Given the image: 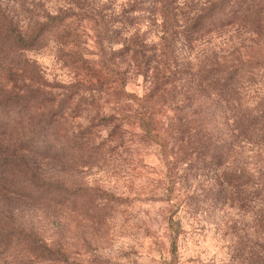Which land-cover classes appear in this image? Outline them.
<instances>
[{"label": "rangeland", "instance_id": "374dc122", "mask_svg": "<svg viewBox=\"0 0 264 264\" xmlns=\"http://www.w3.org/2000/svg\"><path fill=\"white\" fill-rule=\"evenodd\" d=\"M98 1L115 12L125 2ZM54 5L0 0V9L20 26L35 19L40 6L53 10ZM169 8L175 33L174 51L166 59L172 99L160 108L158 127L169 135L172 157L181 158L175 185H166L157 151L141 139L127 105L87 107L72 119L70 134L94 124L91 165L61 154L43 158L23 151L30 175L19 174L26 186L41 180L81 188L75 209L43 197L0 194V208H12L17 224L37 232L61 258L36 253L26 244L29 239L14 233L0 245V264H264V0H173ZM197 18L199 29L192 27ZM154 20L148 55L151 65L164 66L160 12ZM80 24L81 55L91 59V25ZM57 49L54 42L24 53L13 46L0 49V96L19 89L29 94L36 82L54 94L63 92L79 75L58 59ZM202 74L219 78L223 88L233 84L236 108L200 93ZM129 80V89L140 92L141 77ZM10 118H16V110ZM26 119L14 129V138L28 133ZM197 138L208 148L197 147ZM9 142L14 149L16 142ZM87 199L97 204V222L87 218ZM169 218L181 227L175 252Z\"/></svg>", "mask_w": 264, "mask_h": 264}, {"label": "trees", "instance_id": "16d2710c", "mask_svg": "<svg viewBox=\"0 0 264 264\" xmlns=\"http://www.w3.org/2000/svg\"><path fill=\"white\" fill-rule=\"evenodd\" d=\"M40 1H52L55 8L48 10L40 6L42 9L35 19H28L22 26L15 24L0 9V49L13 46L24 53L27 50H41L54 42L58 47V59L79 78L58 94L40 87L39 82L35 81L37 87L29 94L19 89L15 94L0 96V194L43 197L52 199L56 205L66 204L69 210L75 209L81 188L69 189L58 181L56 184L33 180L28 186L23 183L25 177H21L20 172L30 173L26 172L27 163L22 153L32 152L43 158L61 154L70 156L82 166L91 165L95 157V147L91 143L94 124L71 134L70 131L73 128L72 119L80 117L81 110L92 106L98 109L101 103L125 104L132 110L129 119L140 130L141 139L156 149L163 179L171 189L175 185V167L181 158H173L170 154V138L158 127V115L160 108L172 99L167 90L173 82L172 73L166 59H170L174 51L175 33L170 26L169 8L173 0H125L118 12L108 3L100 5L98 0ZM157 12H160L165 25L161 37L163 46L160 47L165 55L164 66L151 65L152 56L148 55L149 49L154 47L147 40L148 28L155 24ZM81 21L91 25V59H84L79 48ZM199 23L200 19L197 18L192 27H197ZM143 24L145 30L141 31ZM186 31L184 39L189 41L192 35L188 28ZM130 75L141 77L144 81L140 92L129 89ZM35 76L39 77L37 68ZM198 81L200 93L209 92L216 103H232V109L236 108L234 99L237 90L233 84L223 88L219 78H210L206 74L198 76ZM14 110L16 118L11 119ZM23 117L30 122L29 131L14 138L13 131L23 124ZM182 125L179 123L176 126L177 131L182 130ZM200 139L197 138L194 144L201 149L208 148L207 145L202 146ZM10 140L16 142L14 149H10ZM94 202V199H87L89 206L85 211L90 213L87 217L90 221L97 222V204L93 206ZM13 215L12 208H0V245L17 233L30 240L26 244L36 253L40 250L51 260L61 258L57 250L40 242L42 240L37 232L17 224ZM169 227L171 251L175 252L181 227L178 220L172 218H169Z\"/></svg>", "mask_w": 264, "mask_h": 264}]
</instances>
